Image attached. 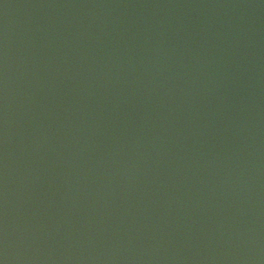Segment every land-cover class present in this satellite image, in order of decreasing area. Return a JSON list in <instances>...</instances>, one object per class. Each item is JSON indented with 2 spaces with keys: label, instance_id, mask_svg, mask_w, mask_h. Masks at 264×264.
<instances>
[{
  "label": "water",
  "instance_id": "1",
  "mask_svg": "<svg viewBox=\"0 0 264 264\" xmlns=\"http://www.w3.org/2000/svg\"><path fill=\"white\" fill-rule=\"evenodd\" d=\"M0 264H264V0H0Z\"/></svg>",
  "mask_w": 264,
  "mask_h": 264
}]
</instances>
